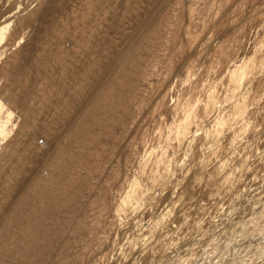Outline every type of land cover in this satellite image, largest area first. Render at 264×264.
I'll return each mask as SVG.
<instances>
[{
    "label": "rangeland",
    "instance_id": "374dc122",
    "mask_svg": "<svg viewBox=\"0 0 264 264\" xmlns=\"http://www.w3.org/2000/svg\"><path fill=\"white\" fill-rule=\"evenodd\" d=\"M49 1L0 46V264H264V0Z\"/></svg>",
    "mask_w": 264,
    "mask_h": 264
},
{
    "label": "bare ground",
    "instance_id": "6f19581e",
    "mask_svg": "<svg viewBox=\"0 0 264 264\" xmlns=\"http://www.w3.org/2000/svg\"><path fill=\"white\" fill-rule=\"evenodd\" d=\"M35 1L36 0H17L16 2H15V5L12 7V8H8V9H3V5H2V1L0 0V46H1V44L4 42V40H5V32H6V30L8 29V27H9V23L8 22H10V20L11 19H14V22L16 23L15 25V27H16V29H15V33H17V32H20L21 30H24V29H28V28H31L30 30H33V28H34V30H36L37 29V26L35 25L36 23H39V22H41V23H43V19H46L49 15H51L55 10H57V8H55L53 5V7L52 6H47L46 5V7H45V9H43L40 13L39 12H36V10H34V8H32L33 6H34V3H35ZM171 1V0H170ZM192 1V0H191ZM227 1V0H226ZM225 1V2H226ZM237 1V0H236ZM235 1V2H236ZM242 1V0H241ZM49 2H51V0L49 1ZM189 2V1H188ZM53 3V2H52ZM77 3V2H76ZM158 3V2H157ZM185 3H186V0H185ZM55 4V3H54ZM234 4V3H233ZM120 5H122V4H120ZM236 6V5H235ZM174 7V6H173ZM239 7V6H238ZM145 8V7H144ZM201 8V7H200ZM227 8V7H226ZM67 9V8H66ZM198 9V8H197ZM217 9V8H216ZM236 10V9H235ZM261 10V9H260ZM259 10V11H260ZM264 10V9H263ZM7 11V12H6ZM26 11H29V14L27 15V16H25V17H21L22 15H23V13L24 12H26ZM57 12H59V11H57ZM188 12H190V11H188ZM5 13H7L8 14V16H7V18L6 17H2ZM198 13V12H197ZM213 13H214V11H213ZM255 13H258L259 14V12H254L253 11V14H255ZM6 14V15H7ZM58 14V13H57ZM216 14L217 13H215V16H216ZM5 15V16H6ZM185 17V16H184ZM218 17V16H217ZM249 17H251V16H249ZM246 18V17H245ZM54 19V18H53ZM247 19H248V17H247ZM218 20V19H217ZM50 21V20H49ZM242 21V20H241ZM244 21V20H243ZM46 22V21H45ZM186 23H187V21H185ZM206 22H208V21H206ZM243 23V22H242ZM230 24V23H229ZM236 24V23H235ZM39 26V25H38ZM107 26V25H106ZM224 26V25H223ZM231 26V25H230ZM233 26V25H232ZM235 26V25H234ZM186 28L188 27L187 25L185 26ZM185 28V29H186ZM42 29V28H41ZM218 29V28H217ZM32 32V31H31ZM39 32V31H38ZM250 32H252V31H250ZM223 33V32H222ZM31 34V33H30ZM187 34V33H186ZM33 36V35H32ZM31 36V37H32ZM19 37V34H17V36H16V38H18ZM214 37H216V36H214ZM33 38H34V36H33ZM219 38V37H218ZM249 38V37H248ZM210 39H212L213 40V38H210ZM220 39V38H219ZM218 39V40H219ZM32 40V39H31ZM258 40V39H257ZM216 41H217V39H216ZM211 42V41H210ZM213 42V41H212ZM23 46V45H22ZM1 48V47H0ZM189 48V47H188ZM248 48V47H247ZM23 50V49H22ZM25 50V49H24ZM23 50V51H24ZM198 50V49H197ZM196 51V50H195ZM247 52V51H246ZM190 53H193V52H190ZM194 53H197V52H194ZM200 53V52H199ZM258 53V52H257ZM29 55V54H28ZM199 55V54H198ZM198 55H196V56H198ZM189 56V55H188ZM191 56V55H190ZM240 57V56H239ZM189 60V59H188ZM238 61H239V58L237 59ZM253 60H255V59H253ZM262 67V66H261ZM260 70H261V68H260ZM260 70H258L259 72H260ZM259 75V74H258ZM261 75V74H260ZM256 76V75H255ZM184 77V76H183ZM257 77V76H256ZM256 77H254V78H256ZM252 78V77H251ZM183 79V78H182ZM258 79H260V78H258ZM175 82V81H174ZM176 83V82H175ZM169 90V89H168ZM167 90V93H169V91ZM242 90H243V88H242ZM241 90V91H242ZM183 91V90H182ZM263 93V92H262ZM233 94H234V92H233ZM240 94V93H239ZM261 96V95H260ZM244 98V97H243ZM256 98V97H255ZM259 98V97H258ZM58 99V98H57ZM236 99V98H235ZM251 99V98H250ZM256 100V99H255ZM55 102V101H54ZM224 104V103H223ZM217 105H221V104H216V106ZM225 105V104H224ZM254 105V104H253ZM264 106V105H263ZM220 107V106H219ZM238 108V107H237ZM247 108V107H246ZM254 109V108H253ZM217 111V110H216ZM263 112V111H262ZM260 113V112H259ZM231 114H233L232 112H231ZM237 114V113H236ZM258 114V113H257ZM216 115V114H215ZM246 115V114H245ZM24 116V115H23ZM214 116V115H213ZM212 116V117H213ZM215 117V116H214ZM244 117V116H243ZM0 120H2V119H0ZM239 120V119H238ZM260 120V119H259ZM209 121V120H208ZM212 121V120H211ZM259 122V121H258ZM243 123V122H242ZM253 123V122H252ZM257 123V122H256ZM214 124V123H213ZM246 124H248V123H246ZM254 124H255V122H254ZM14 125V124H13ZM211 125V124H210ZM243 125V124H242ZM257 125V124H256ZM215 126V125H214ZM244 127H247V125L246 126H244ZM257 127H258V125H257ZM262 127H263V125H262ZM215 128V127H214ZM224 128V127H223ZM229 127H227L226 129H228ZM262 129V128H261ZM261 129L259 130V131H261ZM201 130V129H200ZM258 130V129H257ZM243 131V130H242ZM241 131V132H242ZM256 132V131H255ZM196 133V132H195ZM246 133V132H245ZM252 133V132H251ZM256 133H258V131L256 132ZM194 134V133H193ZM203 134V133H202ZM220 134V133H219ZM260 135V134H259ZM263 135V134H262ZM192 136V135H191ZM253 136V135H252ZM200 137H202V136H200ZM219 137V136H218ZM242 137H243V135H242ZM251 137V136H250ZM256 137V136H255ZM247 138V137H246ZM238 139H240V138H238ZM247 140H248V138H247ZM251 140V139H250ZM259 140V139H258ZM204 141V140H203ZM208 142V141H207ZM226 142V141H225ZM252 142V141H251ZM187 143H190V142H187ZM194 143V142H193ZM222 143V142H221ZM230 143H231V141H230ZM229 143V144H230ZM237 143H239V141H237ZM223 144H225V143H223ZM185 145V144H184ZM210 145V144H209ZM249 145H250V143H249ZM186 147H187V145H185ZM225 146V145H224ZM251 146V145H250ZM189 147V146H188ZM187 147V148H188ZM208 147V146H207ZM222 147V146H221ZM234 147H235V145H234ZM237 147H238V145H237ZM16 148V147H15ZM230 148V147H229ZM236 148V147H235ZM2 149V148H1ZM179 150H180V148H179ZM178 150V151H179ZM183 150V149H182ZM189 150V149H188ZM196 150V149H195ZM203 150H205V149H203ZM261 150H262V148H261ZM17 151V150H16ZM229 151H230V149H229ZM228 151V152H229ZM233 151H234V149H233ZM239 151V150H238ZM252 151V150H251ZM195 152V151H194ZM201 152V151H200ZM235 152V151H234ZM244 152V151H243ZM254 152V151H253ZM185 153V152H184ZM193 153V152H192ZM220 153V152H219ZM237 153V152H236ZM245 153V152H244ZM255 153V152H254ZM257 153V152H256ZM260 153V152H259ZM258 153V154H259ZM191 154V153H190ZM246 154V153H245ZM183 155V154H182ZM187 155V154H186ZM234 155H235V153H234ZM256 155V154H255ZM233 156V155H232ZM188 157V156H187ZM203 157V156H202ZM234 157V156H233ZM232 157V158H233ZM215 158H216V155H215ZM228 158H230V157H228ZM231 158V159H232ZM235 158V157H234ZM239 158V157H238ZM238 158H237V160H238ZM255 158H256V156H255ZM225 159H226V157H225ZM230 160V159H229ZM228 160V161H229ZM234 161V160H233ZM181 162V161H180ZM198 162V161H197ZM211 162V161H210ZM236 162V161H235ZM247 162V161H246ZM254 162V161H253ZM263 162V161H262ZM176 163H178V162H176ZM182 163H183V161H182ZM216 163V162H215ZM214 163V164H215ZM221 163L223 164V162H222V160H221ZM242 163V162H241ZM209 164H211V163H209ZM230 163H228V165H229ZM232 164V163H231ZM257 164V163H256ZM260 164H262V163H260ZM181 165H183V164H181ZM198 164H196V167H198L197 166ZM221 165V164H220ZM234 165V164H233ZM248 165V164H247ZM179 166V165H178ZM256 166V165H255ZM6 167V166H5ZM182 167V166H181ZM189 167V166H188ZM201 167V166H200ZM199 167V168H200ZM209 167V166H208ZM226 167V166H225ZM233 167V166H232ZM244 167V166H243ZM246 167V166H245ZM2 168V167H1ZM173 168V167H172ZM172 168H171V171H172ZM184 168V167H183ZM207 168V167H206ZM218 168H220L221 169V166H218ZM247 168V167H246ZM264 168V167H263ZM189 169H190V167H189ZM195 169V168H194ZM224 169V168H223ZM226 169V168H225ZM224 169V170H225ZM234 169V168H233ZM254 169H256V168H254ZM177 170V169H176ZM201 170V169H200ZM219 170V169H218ZM228 170V169H227ZM226 170V171H227ZM239 170V169H238ZM249 170V169H248ZM183 171V170H182ZM225 171V172H226ZM232 171V170H231ZM243 171V170H242ZM173 172V171H172ZM180 172V171H179ZM178 172V173H179ZM198 172H199V170H198ZM177 173V172H176ZM180 174H182V173H180ZM196 174H197V171H196ZM216 174H217V172H216ZM224 174V173H223ZM228 174V177H230L229 176V174H230V172L229 173H227ZM231 174H232V172H231ZM230 174V175H231ZM242 174V173H241ZM246 174H248V173H246ZM29 175V174H28ZM174 175V174H173ZM171 176V177H173V179L175 178L174 176ZM186 175V174H185ZM197 175H202V173L201 174H197ZM182 176V179H184L183 178V174L181 175ZM180 176V177H181ZM203 176V175H202ZM202 176H200V177H202ZM210 176V175H209ZM247 176H249V175H247ZM169 177V176H168ZM179 177V176H178ZM226 177V176H225ZM245 177V176H244ZM29 178V177H28ZM195 178H197V177H195ZM199 178V177H198ZM197 178V179H198ZM212 178V177H211ZM220 178V177H219ZM218 178V179H219ZM246 178V177H245ZM7 179V178H6ZM26 179H27V177L25 178V180H23V182L25 181V183H26ZM180 179V178H179ZM192 179V178H191ZM201 179V178H200ZM203 179V178H202ZM217 179V180H218ZM221 179H223V178H221ZM238 179V178H237ZM192 180H194V179H192ZM199 180V179H198ZM204 180V179H203ZM227 180V179H226ZM228 180H230V178L228 179ZM239 180H241V179H239ZM172 181H174V180H171V182ZM177 182H178V179L176 180ZM196 181V180H195ZM205 181H207V180H205ZM216 181V180H215ZM183 182V181H182ZM225 182V181H224ZM244 182V181H243ZM173 183H175V182H173ZM201 183V182H200ZM199 183V184H200ZM203 183V182H202ZM205 183V182H204ZM211 183V182H210ZM226 183V182H225ZM225 183H223V184H225ZM21 184H23V183H21ZM190 185H191V182L189 183ZM188 184V185H189ZM217 184V183H216ZM215 184V185H216ZM218 184H219V182H218ZM241 184V183H240ZM244 184V183H243ZM211 185H213V183L211 184ZM220 186H221V184H219ZM173 186L174 185H172V187L171 188H173ZM195 186H196V184H195ZM199 186V185H198ZM201 186H202V188H203V186L204 185H202L201 184ZM208 185H206V187H207ZM218 186V185H217ZM227 186V185H226ZM18 187H21V185L20 186H18ZM183 187V186H182ZM185 187V186H184ZM190 187V186H189ZM219 187V186H218ZM238 187V186H237ZM22 188V187H21ZM20 188V189H21ZM195 188V187H194ZM198 188V187H197ZM215 188H217V187H215ZM235 188V187H234ZM184 189V188H183ZM191 189V188H190ZM201 189V187H199V190ZM212 189H214V188H212ZM221 189V188H220ZM220 189H218L217 190V192L220 190ZM19 190V189H18ZM17 190V191H18ZM165 190H166V188H165ZM172 190V189H171ZM181 190V189H180ZM196 190V189H195ZM209 190V189H208ZM207 190V191H208ZM223 190V189H222ZM228 190V189H227ZM227 190H225V192L227 191ZM232 190H233V187H232ZM16 191V192H17ZM20 191V190H19ZM186 191H187V189H186ZM185 191V192H186ZM196 191H198V190H196ZM195 191V192H196ZM206 191V190H205ZM213 191V190H212ZM15 192V193H16ZM179 192V191H178ZM188 192V191H187ZM190 190H189V193H187L188 195L190 194ZM200 192V191H199ZM198 192V193H199ZM209 192V191H208ZM208 192H206V194L208 193ZM228 192V191H227ZM182 193V192H181ZM201 193V192H200ZM213 193V192H212ZM221 193H223V192H221ZM197 194V193H196ZM202 194H204V195H206L205 193H202ZM167 195V194H166ZM176 195H178V193H176ZM187 195V196H188ZM192 195V194H191ZM199 195V194H198ZM201 195V194H200ZM229 195V194H228ZM13 196H15V194L13 195ZM12 196V197H13ZM186 196V197H187ZM212 196H213V194H212ZM216 196H218V193H217V195ZM16 197V196H15ZM14 197V198H15ZM160 197V196H159ZM185 197V196H184ZM193 197H194V195H193ZM200 197V196H199ZM211 197V196H210ZM157 198V197H156ZM169 198V197H168ZM198 198V197H197ZM196 198V199H197ZM213 198H214V196H213ZM158 199V198H157ZM187 199H188V197H187ZM193 199L194 198H192L191 196L189 197V199H188V201L186 200V202H188L187 204H188V206H189V208L190 207H192V205H193V203L195 202V201H198V200H196L195 199V201H193ZM199 199V198H198ZM210 199L211 198H209V202H210ZM215 199H216V197H215ZM215 199H214V201H215ZM12 200V199H11ZM166 200H168V199H166ZM218 200H219V198H218ZM222 200V199H221ZM148 201V200H147ZM155 201V200H154ZM165 201V200H164ZM180 201H181V198H180ZM11 202V201H10ZM170 202V201H169ZM213 202V201H212ZM226 202H228V201H226ZM144 203V202H143ZM146 203V202H145ZM182 203V202H181ZM215 203V202H214ZM229 203V202H228ZM10 204V203H9ZM8 204V205H9ZM148 204H151V203H147L146 205H148ZM164 204V203H163ZM198 204V203H197ZM197 204H196V206H197ZM168 205V204H167ZM209 205H211V204H209ZM219 205V204H218ZM166 206V205H165ZM195 206V205H194ZM199 206V205H198ZM8 207V206H7ZM7 207L5 208V209H7ZM14 207V206H13ZM168 207V206H167ZM185 207V206H184ZM201 207V206H200ZM219 207V206H218ZM186 208V207H185ZM189 208H188V210H189ZM164 209V208H163ZM193 209H194V207H193ZM193 209H190V210H193ZM216 209H217V207H216ZM141 210V209H140ZM176 210H177V208H176ZM187 210V212L189 213L190 212V210L188 211ZM205 210V209H204ZM133 211V210H132ZM142 211V210H141ZM144 211H145V209H144ZM174 211V210H173ZM196 212H195V214L197 215V214H202L203 213V210H195ZM178 211H176V213H177ZM185 212H186V210H185ZM193 212V211H192ZM206 212H207V210H206ZM133 213H135V211L133 212ZM137 213V212H136ZM138 213H140V212H138ZM160 213V212H159ZM11 214V213H10ZM130 214V213H129ZM192 214V213H191ZM190 214V215H191ZM2 215V214H1ZM159 215V214H158ZM181 215V214H180ZM189 215V216H190ZM193 215V214H192ZM132 216H134V215H132ZM131 216V217H132ZM135 216H136V214H135ZM182 216H184V215H182ZM8 217V216H7ZM137 217V216H136ZM174 217V216H173ZM172 218V217H171ZM171 218H170V220H171ZM194 218V217H193ZM195 218H196V216H195ZM199 218V217H198ZM131 219H133V218H131ZM153 219V218H152ZM163 219H165V218H163ZM190 219V218H189ZM191 219H192V217H191ZM136 220V219H135ZM9 221V220H8ZM93 221V220H92ZM137 221V220H136ZM163 221V220H162ZM11 222V221H10ZM130 222H132V221H130ZM129 222V223H130ZM169 222V221H168ZM1 223V222H0ZM138 223V222H137ZM132 224V223H131ZM130 224V225H131ZM170 224H171V222H170ZM4 225V224H3ZM128 225V224H127ZM139 225V224H138ZM172 225V224H171ZM146 226V225H145ZM174 226V225H173ZM177 226V225H176ZM1 227V226H0ZM168 227H169V224H168ZM173 228V227H172ZM182 228V227H181ZM154 229V228H153ZM180 229V228H179ZM124 230H126V228L124 229ZM159 229H157V230H155V231H158ZM167 231V230H166ZM122 232V231H121ZM125 232V231H124ZM123 232V233H124ZM128 233V232H127ZM161 233V232H160ZM4 234V233H3ZM141 234V233H140ZM144 234V233H143ZM163 234V233H162ZM129 235V234H128ZM152 235V234H151ZM177 235V234H176ZM140 236V235H139ZM27 237H29V236H27ZM159 237V236H158ZM138 238H140V237H138ZM181 239H182V237H181ZM24 240V243H27L26 242V238H24L23 239ZM33 240V239H32ZM126 240H127V238H126ZM184 240V239H183ZM183 240H181V241H183ZM28 241V240H27ZM166 241V240H165ZM174 241V240H173ZM122 242V241H121ZM23 243V242H22ZM117 243V246H118V242H116ZM116 243H115V246H116ZM120 243V242H119ZM20 245H21V243H19ZM135 245H137V244H135ZM160 245V244H159ZM24 246H27V247H29L30 245L29 244H27V245H24ZM34 247H35V245H34ZM15 250L17 249V247L16 248H14ZM127 249V248H126ZM131 249V248H130ZM1 250V249H0ZM19 250V249H18ZM21 250H23V249H21ZM25 250V249H24ZM27 251V250H26ZM112 251V250H111ZM110 251V252H111ZM126 251V250H125ZM124 251V252H125ZM131 250H129V252H130ZM142 251V250H141ZM153 251V250H152ZM22 253V252H21ZM20 253V254H21ZM131 253V252H130ZM137 253V252H136ZM22 255V254H21ZM132 255V254H131ZM134 255V254H133ZM145 255H148V254H145ZM31 256H32V254H31ZM31 256L30 255H28V254H25L24 256H23V261L25 260V261H29L30 259H31ZM117 257H119V256H117ZM129 258V257H128ZM112 259V258H111ZM117 259V258H116ZM131 259V258H130ZM129 259V260H130ZM38 260V259H37ZM36 260V261H37ZM114 260V259H113ZM128 261V260H127ZM38 262V261H37ZM111 262H112V264H114L113 263V261H110V264H111ZM130 262V261H129ZM31 264V263H30Z\"/></svg>",
    "mask_w": 264,
    "mask_h": 264
}]
</instances>
